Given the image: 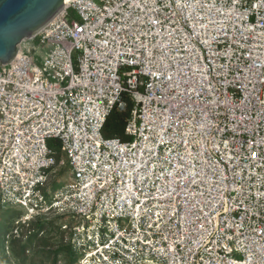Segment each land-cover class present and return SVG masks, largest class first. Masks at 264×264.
Wrapping results in <instances>:
<instances>
[{
    "label": "built area",
    "instance_id": "built-area-1",
    "mask_svg": "<svg viewBox=\"0 0 264 264\" xmlns=\"http://www.w3.org/2000/svg\"><path fill=\"white\" fill-rule=\"evenodd\" d=\"M8 207L67 219L75 264H264V0H71L0 64Z\"/></svg>",
    "mask_w": 264,
    "mask_h": 264
},
{
    "label": "rangeland",
    "instance_id": "rangeland-1",
    "mask_svg": "<svg viewBox=\"0 0 264 264\" xmlns=\"http://www.w3.org/2000/svg\"><path fill=\"white\" fill-rule=\"evenodd\" d=\"M44 52L45 50H37L32 46L27 51L29 55L35 56L38 64L42 63ZM61 160L62 162L53 174L51 191L54 193L73 181L65 156ZM23 215L24 210L17 207H8L0 215V264H55L53 252L66 243L67 232L62 230V226L68 223V220L64 218L58 220V216L52 217L50 220H58L54 226L47 227L39 235L29 238L32 233L38 231L35 227L36 222L31 221L27 225L16 224V221ZM43 239L48 244H43L44 242H41ZM14 241L18 242L14 243ZM26 243L29 246L26 261L23 263L20 257V247ZM56 264L70 263L68 257L62 254L57 257Z\"/></svg>",
    "mask_w": 264,
    "mask_h": 264
},
{
    "label": "water",
    "instance_id": "water-1",
    "mask_svg": "<svg viewBox=\"0 0 264 264\" xmlns=\"http://www.w3.org/2000/svg\"><path fill=\"white\" fill-rule=\"evenodd\" d=\"M71 0H0V64L15 69L23 47L61 13Z\"/></svg>",
    "mask_w": 264,
    "mask_h": 264
},
{
    "label": "trees",
    "instance_id": "trees-1",
    "mask_svg": "<svg viewBox=\"0 0 264 264\" xmlns=\"http://www.w3.org/2000/svg\"><path fill=\"white\" fill-rule=\"evenodd\" d=\"M128 101V108L126 112H119L117 110H114L108 117L104 130H103V135L105 138H120L122 141H128L131 140L128 136L125 135V126H126V121L127 118L130 115L131 110L133 109V102L127 98ZM49 146L57 151V160L58 162L61 161V158L63 157V154L61 152L59 143L56 140H51L49 142ZM68 164V163H67ZM69 168V164H68ZM64 217H59L58 220L63 219ZM65 219V218H64ZM58 220H37L35 221V227L37 228V232H34L31 234L29 238H33L37 235H39L43 230H45L47 227H52L54 226ZM18 241H14V243H17ZM43 244H48L44 239L41 240ZM28 244H24L23 246L20 247L21 252H20V257L23 259V263L26 261V252L28 251ZM55 256V264L57 263V257L65 254L68 259L70 264H75V256L72 251L71 245L68 243H65L61 247H59L55 252H53Z\"/></svg>",
    "mask_w": 264,
    "mask_h": 264
}]
</instances>
